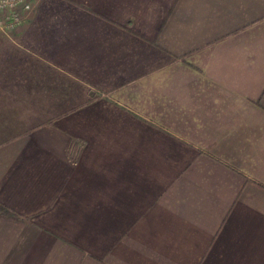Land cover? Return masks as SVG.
Returning <instances> with one entry per match:
<instances>
[{"label":"crops","instance_id":"1","mask_svg":"<svg viewBox=\"0 0 264 264\" xmlns=\"http://www.w3.org/2000/svg\"><path fill=\"white\" fill-rule=\"evenodd\" d=\"M0 27V264H264V0H30Z\"/></svg>","mask_w":264,"mask_h":264},{"label":"built area","instance_id":"2","mask_svg":"<svg viewBox=\"0 0 264 264\" xmlns=\"http://www.w3.org/2000/svg\"><path fill=\"white\" fill-rule=\"evenodd\" d=\"M28 9V0H0V27L18 24Z\"/></svg>","mask_w":264,"mask_h":264},{"label":"rangeland","instance_id":"3","mask_svg":"<svg viewBox=\"0 0 264 264\" xmlns=\"http://www.w3.org/2000/svg\"><path fill=\"white\" fill-rule=\"evenodd\" d=\"M28 1H29L30 4H32L30 0H28Z\"/></svg>","mask_w":264,"mask_h":264}]
</instances>
